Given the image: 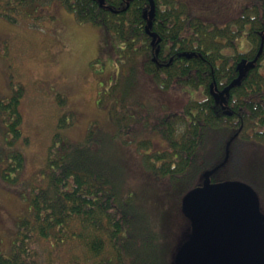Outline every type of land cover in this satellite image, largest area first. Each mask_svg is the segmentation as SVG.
I'll list each match as a JSON object with an SVG mask.
<instances>
[{"label": "trees", "instance_id": "16d2710c", "mask_svg": "<svg viewBox=\"0 0 264 264\" xmlns=\"http://www.w3.org/2000/svg\"><path fill=\"white\" fill-rule=\"evenodd\" d=\"M153 3L148 26L143 13L149 0H0V17L9 22L63 9L75 23L97 24L99 45L112 50L117 64L96 92L97 107L108 113L107 130L92 122L82 139L54 130L37 180L22 179L19 149L0 151L1 181L27 204L14 222L9 249L0 251V264H174L190 231L182 196L217 165L211 181L231 178L242 145L264 147V0ZM41 6L46 8L38 15ZM241 36L250 43L246 50L236 46ZM242 59L239 83L223 104L215 101L210 84L222 89ZM181 86L205 96L192 97ZM22 92L18 86L0 98V124L11 134L9 143L21 135ZM147 93L170 108L155 111L154 99L144 104ZM70 119L62 114L57 127ZM153 131L163 146L154 148L158 141L147 136ZM35 243L45 245L44 258ZM73 243L78 253L68 260L52 257Z\"/></svg>", "mask_w": 264, "mask_h": 264}, {"label": "rangeland", "instance_id": "374dc122", "mask_svg": "<svg viewBox=\"0 0 264 264\" xmlns=\"http://www.w3.org/2000/svg\"><path fill=\"white\" fill-rule=\"evenodd\" d=\"M44 9L41 6L38 15H42ZM68 15L62 9L59 15L55 11L52 16L21 17L15 22L0 17V98L8 97L18 86L23 87L19 102L21 135L9 143L11 134L4 133V123H1L0 151L16 148L23 153V180H37L54 130L58 129L71 139H82L92 122L105 130L109 128L107 110L97 107L95 100L99 82H108L110 75L117 71L113 52L100 47L101 28L97 24L75 23ZM236 46L238 50H246L250 43L241 36L237 38ZM184 87L181 86L179 91H189L192 97H200V90ZM58 95V98H64L63 102L57 99ZM184 95L191 97L185 92ZM154 97L147 93L141 101L150 104ZM153 101L155 111L170 108L165 99L158 97ZM135 108L141 110L139 105ZM64 113L67 118L71 116L72 122L57 127L58 118ZM145 136L138 134L137 138ZM147 136L158 141L153 142L154 148L164 145L158 132L153 131ZM4 161L3 158L0 165ZM230 171L229 180L246 182L257 191L264 213V147L242 145ZM26 206L17 191L5 186L0 179V251L9 249L14 222L24 215ZM34 246L44 258L47 254L45 245L35 243ZM61 250L52 252V257L68 260L70 255L78 253L74 243L62 246Z\"/></svg>", "mask_w": 264, "mask_h": 264}, {"label": "water", "instance_id": "95a60500", "mask_svg": "<svg viewBox=\"0 0 264 264\" xmlns=\"http://www.w3.org/2000/svg\"><path fill=\"white\" fill-rule=\"evenodd\" d=\"M149 2V10L143 13L149 18L148 26L154 8L153 0ZM260 52L261 46L256 55ZM244 61L237 64L238 74L220 92L211 89L216 101H223L229 88L239 83ZM213 170L205 171L202 184L182 198L191 229L175 253L174 264H264V214L257 192L242 181L211 182Z\"/></svg>", "mask_w": 264, "mask_h": 264}]
</instances>
